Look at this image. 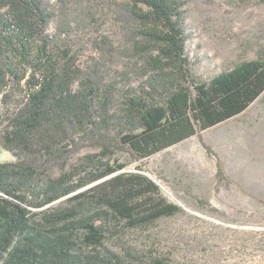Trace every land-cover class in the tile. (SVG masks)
<instances>
[{
    "label": "trees",
    "instance_id": "16d2710c",
    "mask_svg": "<svg viewBox=\"0 0 264 264\" xmlns=\"http://www.w3.org/2000/svg\"><path fill=\"white\" fill-rule=\"evenodd\" d=\"M84 1L0 0V104L14 101L0 143L15 157L0 162V264H131L110 245L120 226H147L181 209L149 175L118 172L242 114L264 92V49L209 80L195 75L183 0H113L128 39L117 54L134 60L122 73L127 88L76 54L65 51L62 60L47 30L55 19L71 24ZM104 44L111 59L113 46ZM24 79L25 97L17 99ZM88 147L99 151L66 170ZM217 166L223 180L220 158ZM68 195V206L52 207Z\"/></svg>",
    "mask_w": 264,
    "mask_h": 264
},
{
    "label": "rangeland",
    "instance_id": "374dc122",
    "mask_svg": "<svg viewBox=\"0 0 264 264\" xmlns=\"http://www.w3.org/2000/svg\"><path fill=\"white\" fill-rule=\"evenodd\" d=\"M183 2L185 51L199 79L209 80L255 59L264 49V0ZM114 5L113 0H86L70 14L71 24L55 19L47 33L52 50L62 60L65 51L76 54L80 63L99 64L108 80L127 88L122 73L132 71L134 60L128 63V57L117 54L128 39L123 24L112 14ZM104 41H110L115 51L111 59L104 56ZM139 80L134 74L129 82L137 86ZM25 81L19 83L17 99L25 97ZM13 109L12 100L0 104V130L4 113ZM200 136L218 157L207 151ZM98 151L84 148L66 170ZM118 157L130 160L125 153ZM219 158L226 172L223 180L217 174ZM12 160L15 157L0 143V162ZM121 172L149 175L160 185L163 197L181 209L147 226H120L110 245L131 264L158 257L169 264H264V92L242 114L149 158L132 160ZM60 173L56 169L53 176ZM69 196L52 207L68 206Z\"/></svg>",
    "mask_w": 264,
    "mask_h": 264
}]
</instances>
